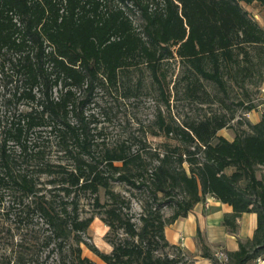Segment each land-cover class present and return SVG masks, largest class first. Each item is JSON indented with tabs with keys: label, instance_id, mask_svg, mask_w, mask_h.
Here are the masks:
<instances>
[{
	"label": "trees",
	"instance_id": "obj_1",
	"mask_svg": "<svg viewBox=\"0 0 264 264\" xmlns=\"http://www.w3.org/2000/svg\"><path fill=\"white\" fill-rule=\"evenodd\" d=\"M253 2L264 10V0H0V209L25 225L40 221L44 246L53 243L63 262L72 252L74 264H92L84 245L106 264H177L184 253L167 243L163 228L209 193L232 206L225 223L234 226L244 211L257 214L252 239L226 251L225 264L256 260L264 252V110L258 122H248L250 132L215 142L221 120L179 128L175 144L176 130L165 126L157 147L140 139L107 142L91 126L96 89L143 64L164 93L161 65L174 55L225 91L223 73L233 66L249 72L254 64L246 49H264V27L243 5ZM258 59L264 65V54ZM184 162L195 168L186 172ZM113 183L147 192L156 202L151 219L143 206L138 228L130 199ZM176 190L186 196L164 218L161 209L170 202L164 198ZM96 214L108 226L110 253L83 238ZM119 231L126 237H110Z\"/></svg>",
	"mask_w": 264,
	"mask_h": 264
},
{
	"label": "rangeland",
	"instance_id": "obj_2",
	"mask_svg": "<svg viewBox=\"0 0 264 264\" xmlns=\"http://www.w3.org/2000/svg\"><path fill=\"white\" fill-rule=\"evenodd\" d=\"M243 5L248 14L264 27V10L259 3ZM130 15L138 26L140 20L137 13L132 11ZM246 50L254 65L241 59L244 55L240 53L238 56L240 63L248 64L251 68L249 72L242 73L233 66L224 72L225 91H221L214 82L195 74L188 61L176 55L163 61L161 65L167 82L164 93L160 92L146 65L124 69L118 74L116 85L96 89L94 101L91 103L93 120L91 126L94 132L97 131L96 134L107 142L140 139L146 146L151 147L159 146L164 140L165 126H171L176 130L172 141L175 144L176 138H179L177 133L179 128L187 129L188 126L204 119L221 120L225 124L216 131L213 142L217 140V136L234 138L235 135L250 132L248 127L250 110L248 111L245 106L252 104L253 109H256L261 105L264 109L262 83L259 82L260 75L264 73V65H257L259 56L264 54V49L255 50L248 47ZM182 166L188 173L189 168H195V165L186 162ZM231 170L232 168H227L226 172L230 173ZM112 189L130 199V217L138 228L141 226L143 206L146 208L144 214L151 219L149 211L153 210L156 202L147 192L130 189L122 183H113ZM99 196L103 202L105 200L103 189H100ZM185 196L184 192L176 190L165 197L164 201L170 202L161 209L163 217L168 218L177 210L175 201ZM84 209L93 212L87 200H84ZM101 215L94 216L83 238L101 252L110 253L112 246L105 236L108 226L101 221ZM33 222L35 224L25 225L23 221L18 222L5 209H0V264H74L72 252L68 253L70 258L63 262L59 259L53 243L44 246L46 231L40 221ZM118 236L126 237L122 231L110 233V237L115 240ZM147 238L150 241L157 240L155 236L153 237L152 229H148ZM162 251H174L178 254L176 250L166 247ZM156 252L160 253L161 249ZM82 254L90 258L92 264H106L84 245ZM175 258L177 264H190L185 254L177 255Z\"/></svg>",
	"mask_w": 264,
	"mask_h": 264
},
{
	"label": "crops",
	"instance_id": "obj_3",
	"mask_svg": "<svg viewBox=\"0 0 264 264\" xmlns=\"http://www.w3.org/2000/svg\"><path fill=\"white\" fill-rule=\"evenodd\" d=\"M261 88L264 96V81ZM263 110L261 105L250 110V123L258 122ZM232 214L233 208L229 203L207 193L185 215L165 224V240L173 248L181 250L189 258L190 264H213L211 257L225 264L226 259H219L216 254L237 250L239 242L252 239L257 226V214L254 211L241 212L235 217L234 226L224 222L225 217ZM260 256H264V252ZM245 264H264V261L252 259Z\"/></svg>",
	"mask_w": 264,
	"mask_h": 264
},
{
	"label": "built area",
	"instance_id": "obj_4",
	"mask_svg": "<svg viewBox=\"0 0 264 264\" xmlns=\"http://www.w3.org/2000/svg\"><path fill=\"white\" fill-rule=\"evenodd\" d=\"M216 256H217L219 259H226L225 254L222 253V252L217 253ZM256 261H257V262H263V261H264V256H259V257H257Z\"/></svg>",
	"mask_w": 264,
	"mask_h": 264
}]
</instances>
